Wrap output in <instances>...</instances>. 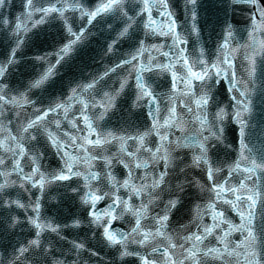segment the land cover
<instances>
[{
  "label": "snow or ice",
  "instance_id": "6c2138e0",
  "mask_svg": "<svg viewBox=\"0 0 264 264\" xmlns=\"http://www.w3.org/2000/svg\"><path fill=\"white\" fill-rule=\"evenodd\" d=\"M223 3L213 58L188 47L202 34L201 0H183L182 20L172 0H21L14 18L12 0H0V264H264V119L254 124L264 0ZM41 25L59 39L34 57L28 83H14ZM94 30L91 59L107 66L69 76ZM224 81L227 106L216 92ZM122 99L128 118L109 130ZM53 189L79 209L67 221L46 215ZM190 189L200 203L173 227Z\"/></svg>",
  "mask_w": 264,
  "mask_h": 264
},
{
  "label": "water",
  "instance_id": "95a60500",
  "mask_svg": "<svg viewBox=\"0 0 264 264\" xmlns=\"http://www.w3.org/2000/svg\"><path fill=\"white\" fill-rule=\"evenodd\" d=\"M175 5V11L178 17L183 19V0H172ZM98 3V0H89V5L94 7ZM229 15L227 19L238 29L243 30L245 27V21L243 16L237 12L232 13L229 9ZM200 17L201 23L200 27L202 29V34L199 41H196V38H192V43L188 45L189 49L193 46L196 48L204 47L207 54L213 58H215L216 53V44L219 38V34L221 32V26L225 20V6L223 0H201L200 6ZM42 33L44 39L46 41L48 50H51L59 37L56 35V29L49 27L47 25H41ZM246 39V34H245ZM101 40L98 31H93L91 36L86 38V42L90 41L88 48L86 49V54H82L79 59L75 61L76 70L73 73H69V76H75L77 79L80 78L81 73L84 76H88L89 73L93 72H102L104 68L107 66V61L104 63L100 62V57L96 56L95 62L91 59L93 54L98 50L97 41ZM243 43V41H240ZM242 55V53H241ZM259 59V57L257 58ZM239 60H237V65H239ZM167 75V74H165ZM69 76L64 77V83L67 84V80ZM118 79V77L114 76L113 80ZM60 83V81H59ZM118 86V85H117ZM67 90V89H65ZM217 99L221 101L222 106H227L229 103V94L227 92V82L224 81L222 84L216 89ZM254 124L258 123L260 120L264 119V101H262L261 97L258 94H254ZM131 101L125 103L123 99L121 100V107L118 111L112 115L111 120L106 125V128L109 130L118 129L123 120L128 118L127 107ZM137 112L139 110H136ZM135 119V117H133ZM83 125L81 124V127ZM264 127V125H261ZM178 134V133H177ZM229 139H234V132L232 128L228 130ZM256 135L259 136L260 132L257 130ZM259 146V145H257ZM200 195L198 190L190 189L187 194L184 195L183 199V207H180L177 211L174 212L172 216L173 227H179L180 225H187L191 220V211L193 210L194 204L200 203L197 199V196ZM205 197V201H206ZM235 222H239V218L235 216L234 213H230ZM210 223V220L208 221ZM120 222H118L119 226ZM239 235L237 234L236 239H239ZM135 264H139L138 261H135L132 258Z\"/></svg>",
  "mask_w": 264,
  "mask_h": 264
}]
</instances>
